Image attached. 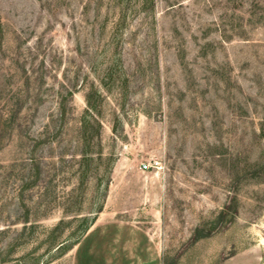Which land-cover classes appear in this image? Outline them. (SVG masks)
<instances>
[{
  "label": "rangeland",
  "instance_id": "1",
  "mask_svg": "<svg viewBox=\"0 0 264 264\" xmlns=\"http://www.w3.org/2000/svg\"><path fill=\"white\" fill-rule=\"evenodd\" d=\"M93 87L111 159L82 166ZM90 231L136 263L264 264V0H0V264H76Z\"/></svg>",
  "mask_w": 264,
  "mask_h": 264
},
{
  "label": "trees",
  "instance_id": "2",
  "mask_svg": "<svg viewBox=\"0 0 264 264\" xmlns=\"http://www.w3.org/2000/svg\"><path fill=\"white\" fill-rule=\"evenodd\" d=\"M95 93H97V90L93 87L90 90H88L85 94V99H86V108L84 109V112L81 116L80 119V137H81V151H80V158H79V163L80 165H90L93 162H96L97 160H102L104 158L111 159V156L104 157V151H103V146L101 143V128L102 124L101 121L98 119L97 115L100 114L99 109H97V103H95ZM70 97H73V92L69 93ZM101 97V95H100ZM59 114L62 117V120L64 121L63 123H66L67 121V111L66 107L62 105L59 107ZM96 128V133H93L92 128ZM62 129H56L55 126L51 127L50 122H48L45 125V130H43L40 135L43 136V138H39L38 140L40 143H49L52 139L56 138L60 133ZM95 138H98V146L99 149L98 151H94L93 148V143ZM110 157V158H109ZM40 160L36 158L35 156L32 157L31 159V169L35 171V175L39 176L40 175ZM111 164V162H110ZM110 169V168H109ZM108 169V170H109ZM110 171V170H109ZM87 171L83 174V179L82 182H84L85 179H87ZM85 178V179H84ZM110 184V178L107 181V186ZM103 210V206L101 205L98 210L96 211L97 213L101 212ZM87 229L90 228L89 221L86 225ZM78 244V243H77Z\"/></svg>",
  "mask_w": 264,
  "mask_h": 264
},
{
  "label": "crops",
  "instance_id": "3",
  "mask_svg": "<svg viewBox=\"0 0 264 264\" xmlns=\"http://www.w3.org/2000/svg\"><path fill=\"white\" fill-rule=\"evenodd\" d=\"M118 226L119 225H117V227ZM119 230H120V226H119ZM126 231H128V230L126 229L125 232ZM93 232L92 231L88 232L87 233L88 239L85 240V243H82L79 245L78 251L75 255L76 264H147V263L150 264L151 263L150 259H148V257H146V256H148V253H147V255L142 257V259H141V261H139V263H138L137 256L135 258L137 263L134 262L133 259L128 258V253L130 252V250H127V245L123 246L122 247L123 249H120L119 254H118V249H117V254L115 253V255L112 254V252H113L112 247H108V245H104L102 247L104 254L102 255L101 252H99V250H96V248H98V247H96V245H94V246L91 245L93 238H95V236L92 235ZM128 232H126V235L128 234ZM95 233L96 232H94L93 234H95ZM121 240L125 241V237H123ZM142 243L143 244L140 243V245L143 248L141 247L140 250H143V253H144L145 249L149 248L150 243L146 244V243H144V241ZM133 250L135 253L137 252V247L135 245L133 246ZM112 255L114 257L115 262L112 259Z\"/></svg>",
  "mask_w": 264,
  "mask_h": 264
},
{
  "label": "built area",
  "instance_id": "4",
  "mask_svg": "<svg viewBox=\"0 0 264 264\" xmlns=\"http://www.w3.org/2000/svg\"><path fill=\"white\" fill-rule=\"evenodd\" d=\"M147 167H148V164L144 163L143 168H147Z\"/></svg>",
  "mask_w": 264,
  "mask_h": 264
}]
</instances>
